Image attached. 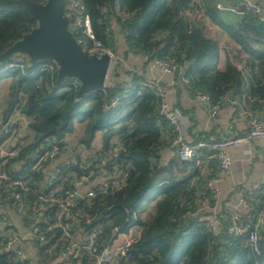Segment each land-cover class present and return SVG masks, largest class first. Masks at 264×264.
Returning <instances> with one entry per match:
<instances>
[{
	"label": "trees",
	"instance_id": "obj_1",
	"mask_svg": "<svg viewBox=\"0 0 264 264\" xmlns=\"http://www.w3.org/2000/svg\"><path fill=\"white\" fill-rule=\"evenodd\" d=\"M18 1L0 0V55L37 27ZM222 1L243 15L235 22L225 21L217 0L83 3L95 38L104 47H118V34L125 56L140 54L147 63L161 60L174 65L180 89L194 97L204 93L220 107L233 96L246 102L256 116L264 113V25L245 11L240 0ZM209 25L219 27L226 42L210 33ZM74 36L84 38L80 33ZM16 58L25 60V69H5ZM125 74L123 82L112 77L104 89L79 95L80 87L73 86L71 79L58 80V67L52 61L30 65L26 56L15 55L0 63V85L11 80L8 114L19 105L35 134L31 143L14 149L17 157L0 156L5 163L0 176L6 174V179L0 178V205L24 211L19 216L34 233L28 242L36 252L34 259L20 261L15 251L5 250L6 235L14 229L1 216L5 234L0 231V264H95L97 256L134 228L140 234L132 239L131 260L117 264H264V226L259 229V254L249 242L264 210V194H244L249 213L241 216L238 225L245 232L229 233L232 224L219 218L218 233L213 235L207 223L218 198L208 185L218 177L216 159L205 151L192 160L174 153L164 162L163 152L171 149L174 133L158 113L161 97L143 73ZM118 95L120 101L112 106ZM77 133L73 145L71 137ZM72 146L74 159L87 169L63 164L60 179L50 186L46 169L56 159L33 169L36 157L54 150L62 155ZM103 170L109 176L126 174L124 186L104 192L97 188L93 197L84 195L74 206L60 207L77 191L82 176ZM51 190H56L54 199L47 200ZM23 243L24 239L19 250L25 253Z\"/></svg>",
	"mask_w": 264,
	"mask_h": 264
},
{
	"label": "crops",
	"instance_id": "obj_2",
	"mask_svg": "<svg viewBox=\"0 0 264 264\" xmlns=\"http://www.w3.org/2000/svg\"><path fill=\"white\" fill-rule=\"evenodd\" d=\"M253 1L261 5L264 9V0ZM217 2L218 5L223 8L220 11L221 17L225 21L235 22L240 17L238 14L229 11L231 8L227 2L222 0H217ZM208 29L210 33L221 38L222 42H226V37L219 27L209 25ZM117 37L119 42L123 43L118 34ZM121 55L119 63L120 67L115 71L113 77L114 81L118 80L123 82L127 79L125 72L134 71L138 74L143 73L149 83L156 84L162 88L165 94V102L173 110L179 111L182 115L185 142L187 144H196L197 142L204 140L207 141L211 136H215L218 139L241 136L249 130L248 118L239 113L240 108L250 112L246 107V102L243 103L241 100H237L233 96H228V101H225L217 115L213 116L209 113L207 108L200 105L195 100L194 95L184 88L180 89V87L177 86L174 74H168L161 71L155 65V60L147 63V59L140 54L131 53L125 56L124 50H122ZM222 61L224 62V59ZM10 87L11 80H4L1 82L0 156L4 159L7 157H2L3 153L13 151L19 146L27 145L35 138V134L29 129L30 119L22 113V108H20L19 105L13 107V110L8 114L11 104ZM255 117L264 122V113L257 114ZM10 119H12L16 125V132L10 138H5L3 135V127ZM73 154L74 146H72L69 152L54 160V162L46 169V179L56 167L73 157ZM173 155L174 152H172L171 149L166 150L163 152V161L168 162ZM229 155L231 158L230 172L215 184L219 193L217 195V206L213 209V213L221 212L226 209L228 205H235L238 208L240 216H242L247 212L249 213V208H244L240 204L241 195L247 194L252 186L264 183V140L253 141L249 144L241 145L236 149L230 150ZM4 164L5 163L0 162V167L4 166ZM15 169H18V166H15ZM219 176L220 173L218 172V177ZM110 177L111 176L107 173L95 177L86 186L77 187L78 192L82 195L86 194L88 191L94 190L102 185L107 178ZM1 216L8 219V223L14 229L13 234L24 239L23 248L25 249L27 257L34 259L36 257V252L28 242L31 233L24 227L19 214L12 207L0 205V217ZM0 231L5 234L4 225H0ZM139 234V230L134 228L130 234L120 235L125 237L119 240V236L117 240L118 244L115 242L114 245H120L127 240H132L134 236Z\"/></svg>",
	"mask_w": 264,
	"mask_h": 264
},
{
	"label": "built area",
	"instance_id": "obj_3",
	"mask_svg": "<svg viewBox=\"0 0 264 264\" xmlns=\"http://www.w3.org/2000/svg\"><path fill=\"white\" fill-rule=\"evenodd\" d=\"M242 6L245 8L246 12H250L254 14V16L258 19V21L264 25V9L261 5L255 3L253 0H240ZM218 8L222 10V6L218 5ZM229 11L238 14L239 16L243 15V12H239L233 8L229 9ZM65 16L69 19V29L74 33H80L86 40L92 42V45L89 46L87 41L84 38L77 39L78 43L82 46L84 51L89 56L97 55L101 57L102 55H109L111 57L112 63L115 62V53L114 50L110 48H106L100 41H97L93 32V25L91 18L85 11L83 0H66V11H64ZM111 63V64H112ZM118 64V62H115ZM155 65L163 72L168 74H174L177 71V68L174 65L166 63L161 60H155ZM49 67V66H48ZM54 67L51 65L50 69ZM5 69H25V60L22 58H16L14 61L9 63ZM4 69V70H5ZM70 83L75 87H80V82L77 79H71ZM108 85V84H107ZM106 85V87H107ZM149 87L155 89L159 96L161 97V104L159 106L158 113L159 115L165 117L167 120L172 132L174 133V139L172 142L171 151L177 154L182 160H192L198 155H203L201 152L211 153L209 158H215L218 166V170L220 173V178H216L215 181H211L208 185V189L218 195V189L216 188V182L220 181V179L230 172L231 167V158L229 155V151L232 149H236L244 144H249L253 141L264 140V122L259 118L252 115V113L247 112L245 109L240 108L239 113L248 118L249 130L241 135L234 136L230 138L218 139L215 136H211L208 140L199 141L196 144H187L185 142L183 124H182V115L179 111L173 110L166 102H165V94L162 88H160L156 84L149 83ZM127 87H131V84L127 83ZM195 100L209 111L213 116L217 115L219 110L221 109L220 105H216L212 102L211 98L204 93H197L195 95ZM120 101V96H116L112 102V106H115ZM225 101H228L226 98ZM237 103V102H235ZM16 132V125L12 119L8 120V122L3 127V135L5 138H10ZM58 151L54 150L51 154H45L42 157H36L37 162L33 169H41L43 164L48 160L58 159L64 154H59ZM18 156L17 151H9L6 152V157L11 159ZM63 164H72L77 166L79 169L85 170L87 166L79 164L74 157L69 158L64 163L60 164L58 167L54 169V171L48 176L46 182L52 186L55 184L62 174V166ZM107 173L106 170L98 172L96 176L92 174L90 177L82 176L78 182L76 183L77 187H84L89 184L95 177L101 176ZM2 179H6V174H2L0 176ZM127 179V175H118L115 173L110 178L97 188L102 192L106 191L107 188L112 187L114 189L123 187ZM96 188V189H97ZM95 190V189H94ZM90 190L86 194H81L77 191L74 193H70L65 203H61L60 207L63 210L67 209L70 206H74L75 202L78 200L77 196H81V198L85 196L93 197L95 195V191ZM56 190H51L48 194H46L45 198L47 200L54 199ZM249 195L254 196L258 194H264V183L256 184L251 187L248 191ZM18 197V196H17ZM240 204L244 208H249V204L246 200L244 194L241 195ZM19 215H23L24 211L22 209H18L17 212ZM240 214L238 208L235 205H228L225 211L222 213L220 217H218V213H214L208 219L207 227L211 231L213 235H217L218 233V225L219 218H222L224 221L230 222L232 225L229 228V233L231 234H242L245 232L238 224L240 220ZM264 226V210L258 215L257 221L253 229L249 233V242L256 254L260 253L259 249V229ZM37 230H35V234ZM34 233H31L33 236ZM7 243L5 245V250H13L15 251L18 259L20 261L27 259V255L23 250H19L21 244L23 242V238L13 235L7 234ZM132 244V240H127L120 245H113L109 248H106L104 252H102L96 258L95 264H117L120 262H128L131 260L130 256V247ZM89 249H92V246H89ZM94 251V250H93Z\"/></svg>",
	"mask_w": 264,
	"mask_h": 264
},
{
	"label": "water",
	"instance_id": "obj_4",
	"mask_svg": "<svg viewBox=\"0 0 264 264\" xmlns=\"http://www.w3.org/2000/svg\"><path fill=\"white\" fill-rule=\"evenodd\" d=\"M16 4L29 12L37 27L2 53L0 63L15 55L26 56L30 65L52 61L58 67L59 81L77 79L80 82L79 95L106 87L111 57L87 55L69 29V19L64 14L65 0H47L43 4L19 0ZM118 67L119 63L115 69ZM2 157H6V153Z\"/></svg>",
	"mask_w": 264,
	"mask_h": 264
},
{
	"label": "rangeland",
	"instance_id": "obj_5",
	"mask_svg": "<svg viewBox=\"0 0 264 264\" xmlns=\"http://www.w3.org/2000/svg\"><path fill=\"white\" fill-rule=\"evenodd\" d=\"M123 45H124L123 43L119 42L118 43V47H117V44L113 47L114 51L116 50L115 51L116 52V54H115V59H116L115 62L120 63V58L122 56L121 53H122V50H124V46ZM115 62L111 64V68H110V71H109V77H108V83L107 84H109L111 82L112 77H114V75H115V71H116L115 66L117 65V63H115ZM78 134L79 133H77L73 137H71V140H72L71 143L73 145L76 144V140L78 139L76 135H78ZM95 144H96V146L100 145V134L97 135L96 140H95ZM123 237H125V236H123ZM123 237L120 236L119 240L122 239ZM116 243L118 244L117 241H116Z\"/></svg>",
	"mask_w": 264,
	"mask_h": 264
}]
</instances>
